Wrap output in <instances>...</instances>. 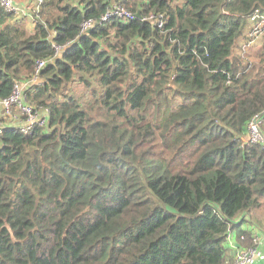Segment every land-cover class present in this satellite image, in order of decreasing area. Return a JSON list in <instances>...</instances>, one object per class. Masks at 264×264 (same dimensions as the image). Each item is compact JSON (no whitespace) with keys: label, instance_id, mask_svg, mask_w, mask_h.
<instances>
[{"label":"trees","instance_id":"obj_1","mask_svg":"<svg viewBox=\"0 0 264 264\" xmlns=\"http://www.w3.org/2000/svg\"><path fill=\"white\" fill-rule=\"evenodd\" d=\"M106 1L41 0L30 30L0 5V102L49 111L0 134V264H233L264 209V43L234 53L264 0Z\"/></svg>","mask_w":264,"mask_h":264},{"label":"built area","instance_id":"obj_2","mask_svg":"<svg viewBox=\"0 0 264 264\" xmlns=\"http://www.w3.org/2000/svg\"><path fill=\"white\" fill-rule=\"evenodd\" d=\"M137 0H107L108 5L105 16L102 18L104 21L114 17L121 20L123 23L129 22L134 18H139V13L132 11V6ZM41 0H35L33 6L34 10L40 5ZM1 7L9 13H13L19 16L23 12L24 7L15 5L12 0H0ZM22 8V9H21ZM26 9H30L29 6ZM24 9V10H26ZM25 15V13L23 14ZM22 15V16H23ZM140 19V18H139ZM164 17L160 14H149L143 21L153 23L157 27L163 25ZM254 22L250 32L247 34L239 54L241 56L246 55L256 44L260 42L262 36H264V16L258 12H255L251 18ZM93 26V22L84 21L81 25V33L89 31ZM45 65V62H37L32 77V82H37L40 70ZM15 109L17 114H13L12 110ZM0 110H2V117L5 118V124L0 121V134L5 125H12L18 129L22 134H29L34 128H46L48 125L49 111L47 109L35 110L30 106L23 96V89L18 84L14 85L12 94L9 98L0 102ZM262 118L261 116L254 117L246 127V133L244 135V141L249 144H263L264 136L261 132ZM240 240H244L243 237ZM252 246L244 247L240 246L236 249L233 256V264H254L257 259L264 260V255L258 249L259 240L258 236H252Z\"/></svg>","mask_w":264,"mask_h":264},{"label":"crops","instance_id":"obj_3","mask_svg":"<svg viewBox=\"0 0 264 264\" xmlns=\"http://www.w3.org/2000/svg\"><path fill=\"white\" fill-rule=\"evenodd\" d=\"M13 1L15 4L19 5L20 7H28L29 5L33 3L32 1L34 0H13ZM245 38H243V40H241V42L239 43L241 44V46ZM240 48L235 49L236 53H237V50H239L240 52ZM259 217L260 216L257 214V211H256V212L251 213L250 215L241 216L237 218L236 221H240L242 218H244L245 221L241 225V229L243 231H247L251 237L258 236V240H259L258 249L261 252V254L264 255V229H263L264 217H263V221H261V217L260 218ZM240 246L242 245L240 241H238L236 234H230L225 243V249L228 250L230 254L234 256V252ZM254 264H264V260L257 259Z\"/></svg>","mask_w":264,"mask_h":264},{"label":"rangeland","instance_id":"obj_4","mask_svg":"<svg viewBox=\"0 0 264 264\" xmlns=\"http://www.w3.org/2000/svg\"><path fill=\"white\" fill-rule=\"evenodd\" d=\"M33 3L31 4V5H29V8L30 9H26V7H24L22 10H23V12L19 15V16H21V17H23V18H25V25H26V27L30 30V29H32V27H33V20H32V17L30 16V14H32V12L33 11H35L34 10V8H33V6H34V4H35V0L34 1H32ZM24 9H26V10H24ZM25 13V15H23ZM23 15V16H22ZM18 16V17H19ZM24 16H26V17H24ZM245 33H246V31H245ZM263 43H264V36H262L261 37V39H260V42L258 43V44H256V46L252 49V50H250L249 51V53H248V55H254L256 52H261V50H262V45H263ZM239 46H241V44H239ZM236 49V48H235ZM236 51L234 50V53H235ZM237 53L239 54V50H237ZM236 53V54H237ZM240 56V55H239ZM247 55H244L243 57H241V58H244V57H246ZM248 57V56H247ZM249 60H251V59H249ZM256 61H254V63H255ZM256 64V63H255ZM12 112H13V114H17L18 115V113L16 112V110L15 109H13L12 110ZM19 116V115H18ZM0 118H1V110H0ZM1 121H2V119H1ZM6 121V120H5ZM4 121V122H5ZM257 214L261 217V221H263V217H264V209H262V210H257ZM259 217V218H260ZM232 257H233V255H231Z\"/></svg>","mask_w":264,"mask_h":264}]
</instances>
